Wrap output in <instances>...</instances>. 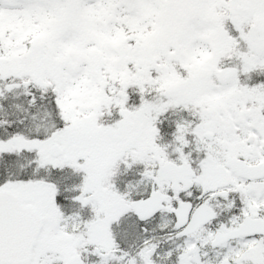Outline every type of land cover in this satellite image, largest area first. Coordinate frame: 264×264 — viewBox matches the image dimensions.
<instances>
[{"label": "snow or ice", "instance_id": "snow-or-ice-1", "mask_svg": "<svg viewBox=\"0 0 264 264\" xmlns=\"http://www.w3.org/2000/svg\"><path fill=\"white\" fill-rule=\"evenodd\" d=\"M0 264H264V0H0Z\"/></svg>", "mask_w": 264, "mask_h": 264}]
</instances>
